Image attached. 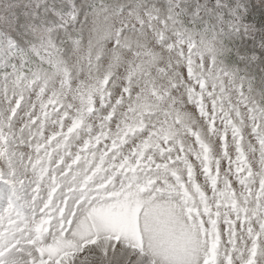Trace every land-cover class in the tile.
Segmentation results:
<instances>
[{"label": "snow or ice", "instance_id": "snow-or-ice-1", "mask_svg": "<svg viewBox=\"0 0 264 264\" xmlns=\"http://www.w3.org/2000/svg\"><path fill=\"white\" fill-rule=\"evenodd\" d=\"M0 264H264V0H0Z\"/></svg>", "mask_w": 264, "mask_h": 264}]
</instances>
